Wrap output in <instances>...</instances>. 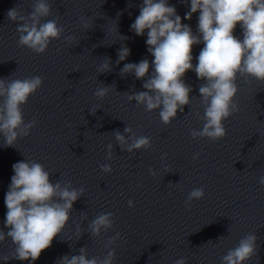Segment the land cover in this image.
I'll return each instance as SVG.
<instances>
[{
  "label": "clouds",
  "instance_id": "obj_1",
  "mask_svg": "<svg viewBox=\"0 0 264 264\" xmlns=\"http://www.w3.org/2000/svg\"><path fill=\"white\" fill-rule=\"evenodd\" d=\"M30 9L25 11L22 4H17L6 13L7 20L16 25L18 47L43 55L55 40L63 38L66 44L74 46L79 43L74 35H64L65 27L60 24L59 15L49 19L53 13L50 0H32ZM197 12L194 33L188 24L182 23L176 7L170 5L169 0H142L139 15L130 25V31L136 36H144L146 32L147 51L154 59L151 65L147 58L138 63H125L119 74L121 77L133 74L135 79L143 81L144 91L123 92L127 101L143 106L145 112L158 111L160 122L169 126L177 118V113H183L184 107L192 103L190 93L193 89L185 82L184 76L187 71H194L202 81L198 99L203 113H194L202 127L191 129L190 135L194 140L207 139L216 143L227 135L224 122L242 111L235 99L239 92L238 81L242 79L249 85L253 81L264 84V0H190V10L184 19L191 20ZM93 23L89 17H80L86 33L93 28ZM238 24L242 38L234 35ZM114 30L118 31L117 25ZM120 37L121 41L129 39L121 34ZM199 44H203V48L193 65L192 49ZM129 55L130 49L122 44L117 50L116 64ZM112 70L111 58L104 57V62L97 68L98 74ZM43 84L44 79L39 75L23 79L0 78V136L4 146L15 147L17 141L28 137L37 125L35 119L25 121L24 105ZM102 85L93 93L101 101L115 88L114 85ZM100 108L97 106L89 111L94 115ZM111 133L121 150L129 154L152 149L151 138L137 135L128 125L123 132L114 130ZM113 152L114 145L110 143L105 159L113 160ZM200 155L195 153L192 159L198 160ZM167 158V153L160 157L165 174L172 172L171 165L165 163ZM99 167L105 174L113 172L110 163ZM12 168L14 175L4 200L7 208L4 227L8 231L5 233L0 228V244L10 238L13 248L7 255L0 256V260L36 261L44 250L51 247L54 238L63 234L71 220L73 205L85 195V189L75 187L67 178L51 182L52 173L35 160L16 162ZM148 171L154 178L158 176L153 168ZM258 183L264 187V175L258 178ZM205 194L203 186L193 188L185 199V208L190 210L192 202L202 200ZM127 203L130 208L135 207L133 200L129 199ZM80 215L82 220L87 219L85 212ZM115 219L114 213L101 212L88 223L87 233L99 239L114 228ZM84 232L81 225L76 224L77 241ZM122 238L120 232L107 237L103 245L107 251L102 256L90 257L85 246L78 249V254L63 255L57 264H115L117 242ZM257 239L255 233L241 237L220 257V264H248L253 257H258ZM210 243L214 242H207ZM187 259L181 257L174 264H187Z\"/></svg>",
  "mask_w": 264,
  "mask_h": 264
}]
</instances>
